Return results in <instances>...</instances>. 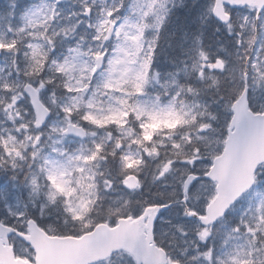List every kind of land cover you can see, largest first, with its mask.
<instances>
[{"label":"snow or ice","instance_id":"snow-or-ice-1","mask_svg":"<svg viewBox=\"0 0 264 264\" xmlns=\"http://www.w3.org/2000/svg\"><path fill=\"white\" fill-rule=\"evenodd\" d=\"M0 264H264V0H0Z\"/></svg>","mask_w":264,"mask_h":264}]
</instances>
